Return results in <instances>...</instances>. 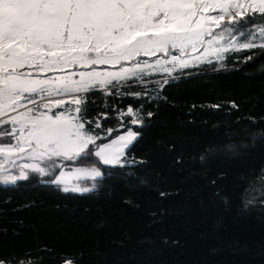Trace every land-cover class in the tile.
I'll list each match as a JSON object with an SVG mask.
<instances>
[{"label":"snow or ice","instance_id":"snow-or-ice-1","mask_svg":"<svg viewBox=\"0 0 264 264\" xmlns=\"http://www.w3.org/2000/svg\"><path fill=\"white\" fill-rule=\"evenodd\" d=\"M245 49L264 54V0H0V138L8 141L0 157L33 161L19 176L0 163V183L29 180L25 169L55 176L56 160L91 162L40 181L65 193L99 194L108 181L145 183L133 169L148 160L133 149L156 126L167 90L190 65ZM127 98L137 106L108 103ZM110 119L119 128L103 127ZM81 177L91 187L80 186ZM30 257L0 255V264H33ZM58 259L79 264L80 257Z\"/></svg>","mask_w":264,"mask_h":264},{"label":"trees","instance_id":"trees-1","mask_svg":"<svg viewBox=\"0 0 264 264\" xmlns=\"http://www.w3.org/2000/svg\"><path fill=\"white\" fill-rule=\"evenodd\" d=\"M182 75L133 149L148 160L133 169L145 183L108 181L99 194L65 193L36 174L0 183V255L30 253L33 264H60L67 252L79 264H264V54L230 52Z\"/></svg>","mask_w":264,"mask_h":264},{"label":"rangeland","instance_id":"rangeland-1","mask_svg":"<svg viewBox=\"0 0 264 264\" xmlns=\"http://www.w3.org/2000/svg\"><path fill=\"white\" fill-rule=\"evenodd\" d=\"M237 39H240L239 37H237ZM240 42L243 43L245 42L244 40L240 39ZM262 41H260L259 39L256 40V43H261ZM230 53V52H228ZM225 53V56L228 54ZM202 55V52L200 53ZM222 61H217L215 58H210V62L205 61L204 63H201L199 65H190L189 68L195 67V66H200L202 64H211V63H215V64H221ZM188 68V69H189ZM185 69V70H188ZM185 70L183 72H185ZM174 75H181V73L177 72ZM156 79H159V77H155ZM123 133V132H122ZM119 133V134H122ZM118 134V135H119ZM116 137V136H115ZM115 137H113V139H115ZM8 142L7 140L0 138V143H6ZM107 142V141H105ZM85 161H83L82 163H84ZM0 163H4L3 161V157H0ZM33 163V161L27 159V158H22V159H15L14 163H4V167L8 169V171L14 175V176H19L20 174V170L21 168L26 165V164H30ZM75 163V164H74ZM87 163V162H86ZM77 164L75 161L72 162H68V161H63V160H56V164L59 165L60 167L55 169V176H58L60 174V171H64L66 173H71L74 169L76 168H85V167H89L91 164ZM41 166L42 167H46L49 168L51 170V162L50 161H45V162H41ZM25 171H28L29 175L32 174H36L38 177L45 179V178H49V177H41L39 176L38 173H34L32 172L30 169H25ZM4 173L0 172V175H2ZM55 176H52L51 178L54 179ZM89 182V185H87L86 183ZM78 183L80 184V186L82 187H91L90 184H92V181L90 180V178L87 177H81V179L78 181ZM62 187V186H61Z\"/></svg>","mask_w":264,"mask_h":264}]
</instances>
